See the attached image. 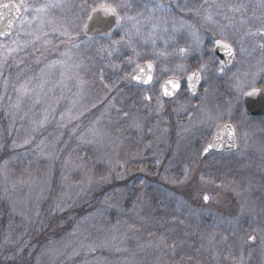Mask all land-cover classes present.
I'll return each instance as SVG.
<instances>
[{"label":"rangeland","instance_id":"obj_1","mask_svg":"<svg viewBox=\"0 0 264 264\" xmlns=\"http://www.w3.org/2000/svg\"><path fill=\"white\" fill-rule=\"evenodd\" d=\"M24 3L29 11L21 10L22 19L31 23H25L17 35L21 24L16 22L10 37L0 43V105L10 114L24 105L20 99L15 105L8 102L12 95L9 70H31L20 85L27 90L23 98L30 101L20 110L33 115L39 129L50 123L58 107L61 119L70 121L108 102L96 118L94 135L100 143L117 139L110 149L111 169L122 170L115 177L105 171L97 182L126 181L138 174L141 200L135 210L133 206L125 212L130 221L124 216L122 227L123 238L128 239L124 250L132 247V251L125 254L124 244L118 247L115 241H104L111 255L116 257L121 251L117 264H264V122L247 123L250 118L240 107L244 93L257 85L264 87V0ZM100 3L119 5L124 19L106 37H86L83 27L91 9ZM46 5L37 14L35 9ZM64 30L69 35H62ZM222 36L235 50L230 75L218 72L222 65L213 55V42ZM53 40L68 41L54 45ZM120 59L127 70L120 68ZM147 61L155 66L153 83L135 91L138 97L131 96L135 100L120 95L121 90L117 93L118 84L131 81L137 65L142 67ZM40 63L44 65L39 69ZM202 65L207 67L200 72L197 95L191 96L184 88L172 100L162 97L160 87L165 80L185 83ZM3 70L7 78L1 77ZM115 70L122 75L106 83L107 71ZM113 90L116 93L108 101ZM121 108L125 111L119 116L124 120L122 127L117 126ZM70 112L73 118L66 117ZM225 123L234 125L237 150L202 157Z\"/></svg>","mask_w":264,"mask_h":264},{"label":"trees","instance_id":"obj_2","mask_svg":"<svg viewBox=\"0 0 264 264\" xmlns=\"http://www.w3.org/2000/svg\"><path fill=\"white\" fill-rule=\"evenodd\" d=\"M78 33L77 36L82 37ZM53 41L58 45L68 40ZM4 42L6 40L0 39V43ZM117 63L122 70H127L124 59ZM38 65L40 69L44 64ZM29 71L9 70L8 75L12 94L8 102L15 105L20 99L24 103L22 108L30 101L23 98L20 91ZM107 74L106 83L122 75L118 70L107 71ZM1 77L7 78L5 70ZM87 78L90 80L89 75ZM118 86L117 93L121 90L120 95L125 94L133 100L135 97L131 96L136 95L135 91L143 89L130 80ZM115 91L108 95V101ZM107 103L102 101L70 121L61 119V107H58L50 123L41 129L37 128L39 121L31 114L24 115L22 108L16 114H10L0 105V264H117L115 260L122 255L121 251L116 257L111 255L104 241H115L118 247L128 242L123 238L122 227L125 220L130 221L125 212L133 206L135 210L141 200L139 186L136 187L138 174L126 181L115 178L107 184L97 182L105 171H112L115 177L114 173L119 174L122 170L117 167L113 172L111 169L110 149L117 139L100 143L94 135L96 118ZM123 104L128 105V102ZM124 112V108L117 112L120 120L117 126L124 124L123 118L119 117ZM72 115L70 112L66 117L73 118ZM263 122V119L247 120L249 124ZM26 140L29 141L27 144L24 143ZM175 169L178 172L179 167ZM119 199L122 200L119 204L121 212L117 207ZM131 251L132 247L124 253ZM76 257L78 259L71 263L70 260Z\"/></svg>","mask_w":264,"mask_h":264},{"label":"water","instance_id":"obj_3","mask_svg":"<svg viewBox=\"0 0 264 264\" xmlns=\"http://www.w3.org/2000/svg\"><path fill=\"white\" fill-rule=\"evenodd\" d=\"M13 15H15V13H13ZM91 16H92V19L91 20L87 19V21L85 23V24H87V28L85 29L83 27V34L89 38L107 36L112 31V29L115 27L116 22H117L116 16H114V15H107L106 16L102 11H97L95 13H91ZM17 20L18 19H15L14 23ZM14 23H13V25H14ZM12 28L8 29V28H6L5 24L0 23V31H6V32H9L11 34ZM10 34L9 35H0V39L5 40L10 36ZM213 52H214V55L220 61L223 68H228L231 65V63L233 61V57H229L228 55H226L225 51L222 48L218 47L215 42H214V51ZM149 62L150 61L146 62L142 67L146 68V65ZM154 70H155V67L153 65L152 73H151L152 74V80H153ZM194 72H198V71H194ZM192 73H190L189 75H191ZM198 74L200 76V79L195 82L196 87L194 90H190L188 88V80L186 78L188 92L192 96L197 94L198 87L201 84V75L199 72H198ZM136 75H140L139 69L133 76H136ZM142 79H143V77H142ZM169 80L178 81L177 79H168V80L163 82V84L161 86V93H162V96L166 99H172L173 97H175L177 95V93L180 90V88H179V90H177L174 95L165 96L164 92H163V87L166 84V82ZM132 81L134 83L142 85V86H148L152 82L151 81L149 84H144L141 81H137L133 78H132ZM261 90L264 91L263 88H261ZM243 108H244L245 114L250 118H256V117H263L264 118V95L254 96V97H248V96L244 95V97H243ZM225 125L229 126V128L225 129ZM230 131L234 132V135L229 136ZM210 144H214L215 146L212 149H210L207 153H209L211 151H221V152L235 151L236 150V136H235V129H234L233 125L230 123H226V124L222 125L214 134ZM207 153H205L203 151L202 156H205Z\"/></svg>","mask_w":264,"mask_h":264},{"label":"snow or ice","instance_id":"obj_4","mask_svg":"<svg viewBox=\"0 0 264 264\" xmlns=\"http://www.w3.org/2000/svg\"><path fill=\"white\" fill-rule=\"evenodd\" d=\"M52 7H55V5H51ZM49 6H43L41 8L35 9L37 14L41 13L42 11H45ZM118 7L119 5H113L111 3H100L96 7H93L91 9L92 13H95L97 11H102L106 16L107 15H114L117 17V23H119L124 17H121L118 12ZM23 9L24 13H27L29 11V5L24 3V0H20L19 3H16L15 0H0V23L5 24L6 28L11 29L13 27V23L15 19H20L22 16L21 10ZM15 13V15H13ZM36 19H39V16L36 17ZM89 20L92 19V16L89 15L88 17ZM129 20H133V17H128ZM210 19V17H209ZM25 23H31L30 21H26L25 19H20V24L21 28L17 30V35H20V33L23 31V25ZM43 23V22H42ZM84 28H87V24L84 25ZM9 32L6 31H0V35H9ZM28 33H25L27 35ZM62 35H69L67 33V30H64L62 32ZM130 42V41H129ZM119 41H113V44H119ZM216 45L220 48H222L225 51V54L228 55L229 57H234L235 56V51L231 45L227 41L225 37L222 36L221 39H218L215 41ZM78 47V45H74ZM181 52H184V49L180 50ZM109 55H111V52H109ZM139 69L140 75L133 76L132 78L141 81L144 84H149L152 81V68L153 65L151 62H149L145 67H140L137 65ZM206 65H202L201 68L198 70V72L204 71L206 68ZM223 66H221L220 71L222 72ZM198 72H193L191 75L187 77L188 80V88L190 90H194L196 87V81L200 79V76ZM143 77V79H142ZM181 87L179 81H174V80H169L166 82V84L163 87V92L165 96H171L174 95L177 90ZM23 94H27V90L22 86L20 90ZM244 95L248 97H254V96H262L264 95V91H262L259 88L252 87L250 91H247L244 93ZM150 99V97H149ZM38 102V101H37ZM46 119V118H45ZM43 125V121H41V126ZM229 126L225 125V129H228ZM234 135V132L230 131L229 136ZM29 141H25L24 143L27 144ZM215 145L214 144H209L206 148H204V152L207 153L210 149H212ZM205 201L208 200V197H204ZM249 239H254V237H250Z\"/></svg>","mask_w":264,"mask_h":264},{"label":"flooded vegetation","instance_id":"obj_5","mask_svg":"<svg viewBox=\"0 0 264 264\" xmlns=\"http://www.w3.org/2000/svg\"><path fill=\"white\" fill-rule=\"evenodd\" d=\"M214 43V42H213ZM234 49V48H233ZM235 51V50H234ZM214 55V54H213ZM236 56V55H235ZM235 56H234V59H233V61H232V64H231V66L229 67V68H226V69H224L223 71H225V72H227V74L228 75H230V73L231 72H233V70H231L232 69V66H233V64H234V61H235ZM215 57V56H214ZM194 71V70H193ZM198 71V70H197ZM218 72L220 73L221 71L220 70H218ZM154 74H155V71H154ZM201 74V73H200ZM153 80H154V76H153ZM178 80V79H177ZM179 82H180V84H181V88H186L187 89V81H185V83H183L182 81H180V80H178ZM230 83V77L228 76V79H227V83H226V85H225V88L227 89V91H228V87H230L228 84ZM254 87H256V88H259V89H261V88H264V87H260V86H254ZM161 88V87H160ZM249 90H251V89H249ZM166 100H168V99H166ZM169 100H172V99H169ZM242 101H243V98H242ZM242 106V107H241ZM240 107L241 108H243V104H242V102H241V105H240ZM244 111V110H243ZM252 119H263L262 117H256V118H252ZM256 136V135H255ZM254 136V137H255ZM262 137V136H261ZM256 139H260V137H258V138H256ZM236 140H237V143H238V138H237V136H236ZM237 148H238V146H237Z\"/></svg>","mask_w":264,"mask_h":264}]
</instances>
